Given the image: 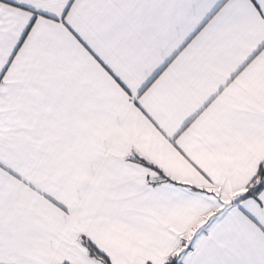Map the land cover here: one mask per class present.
I'll list each match as a JSON object with an SVG mask.
<instances>
[{"label":"snow or ice","instance_id":"1","mask_svg":"<svg viewBox=\"0 0 264 264\" xmlns=\"http://www.w3.org/2000/svg\"><path fill=\"white\" fill-rule=\"evenodd\" d=\"M0 264H264V0H0Z\"/></svg>","mask_w":264,"mask_h":264}]
</instances>
